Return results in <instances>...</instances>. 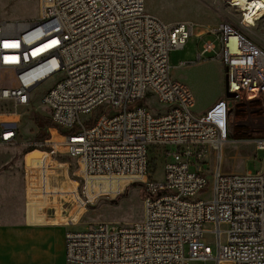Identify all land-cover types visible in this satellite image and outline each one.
<instances>
[{
	"label": "built area",
	"instance_id": "1",
	"mask_svg": "<svg viewBox=\"0 0 264 264\" xmlns=\"http://www.w3.org/2000/svg\"><path fill=\"white\" fill-rule=\"evenodd\" d=\"M38 1L37 21L0 20V102L28 108L32 92L57 79L42 103L64 141L31 143L44 157L25 169L27 224L51 222L48 159L66 149L75 160L73 198L85 208L99 197L121 196L124 184L144 190L142 220L69 230L66 264H264V162L256 173L222 171L226 145L237 142L235 103L264 97V45L227 21L208 29L221 43L226 93L236 97L225 93L197 115L192 92L173 79L170 65L171 52L185 48L194 24L166 23L147 12L145 0ZM215 51L209 39L199 57ZM148 93L162 109L148 104ZM15 117L0 114V146L19 145L20 120H8ZM252 143L264 151V136ZM211 154L217 165L207 172ZM153 161L164 166L162 181ZM208 191L210 200L198 198Z\"/></svg>",
	"mask_w": 264,
	"mask_h": 264
},
{
	"label": "rangeland",
	"instance_id": "2",
	"mask_svg": "<svg viewBox=\"0 0 264 264\" xmlns=\"http://www.w3.org/2000/svg\"><path fill=\"white\" fill-rule=\"evenodd\" d=\"M232 0H145L148 13L158 15L166 22L201 23L217 27L222 22L231 23L236 29L247 33L260 45H264V14L257 18L255 27H243L242 12L244 7L232 4ZM41 9L38 0H3L0 20L11 23H32L39 19ZM212 39L217 44V50L207 55L203 60L206 62L199 68L174 67V58L192 63L196 59L205 41ZM221 43L216 37L204 38L191 37L186 50H177L172 55L170 62L172 77L174 80L189 87L194 96L193 111L200 115L204 113L215 100L220 92L226 93L225 68L217 59ZM57 81L50 78L32 92V104L28 108L15 110L11 102H0V114H18V117L8 120H20L19 145L0 146V222L11 223L25 218V169L29 165L28 154L34 152L31 143L46 139L64 141V132L55 130L47 109L42 103L45 93ZM148 104L155 109H162L156 96L148 93ZM6 119V118H4ZM51 129V130H50ZM40 134V135H39ZM264 136V97L254 96L248 98L243 96L236 102L232 113V137L237 142H230L223 152L222 171L232 174L256 173L262 168L264 162V151L256 150L252 143L255 138ZM38 138V139H37ZM41 151V150H35ZM60 154L48 159L53 172L54 185H58L56 193L48 192L51 199H56L54 207L47 203L45 212L60 221H70L67 226L75 227L77 230H86L90 225L107 224L110 227L129 226L142 220L144 212V190L140 184H124V192L119 197L102 196L85 208L80 200L76 202L74 195L77 194L78 183L74 176L75 160L61 149ZM162 154V150L158 151ZM44 155L42 156V158ZM40 159L33 158L32 160ZM162 159V158H161ZM217 158L211 154L204 164L207 172L214 171ZM152 170L157 181L164 178V166L158 161H153ZM157 172V173H156ZM50 178V177H49ZM209 175V180L212 181ZM99 183H96L98 185ZM109 184H103L106 191ZM77 188V189H76ZM58 196L60 198H58ZM48 197V199H49ZM198 198L210 200L211 192L200 194ZM53 209V210H52ZM51 221V220H50ZM75 225V226H74ZM215 249V241L210 238L204 239Z\"/></svg>",
	"mask_w": 264,
	"mask_h": 264
},
{
	"label": "crops",
	"instance_id": "3",
	"mask_svg": "<svg viewBox=\"0 0 264 264\" xmlns=\"http://www.w3.org/2000/svg\"><path fill=\"white\" fill-rule=\"evenodd\" d=\"M151 14L161 19L158 15L153 13ZM186 22L194 24V34L192 37H196L199 39L207 37L208 35H206V32L208 31L209 28H213L211 27V25L206 23L205 24L201 23L200 25H198L199 27H196L197 26L196 23L190 21H186ZM166 23H176V22H166ZM187 46L188 43L183 50H186ZM202 46L201 48L199 47L196 50L201 51ZM216 50H217V44H216ZM199 53L195 60L194 59L191 60L192 63L186 64L185 61H181L180 59L174 58L175 61L174 67L175 68H179L183 66L189 67V65H192L191 67L192 69H194L203 66V64L206 63L203 62V60L207 57V55H204L200 58ZM174 54L175 51L171 52L170 62L172 60V55ZM218 61L220 60L218 59ZM171 75H172V71H171ZM224 96H225L224 92L222 93L221 91L218 97L215 100H213L209 105H211L213 102L215 103L217 100H219ZM53 178H54L53 172L51 171V173L49 172L48 175V187H49L48 189L50 193H52V191L53 193H56L55 190L58 189L57 188L58 185L57 186L54 185ZM50 197L47 200V203L50 204L51 207H54L56 203L55 202L56 199L55 198L51 199ZM58 198L60 197L58 196ZM48 217L51 220V222L39 226H31L27 224L26 217L23 220L11 222V223L0 222V264H66V249H65L66 233L69 230H77V228L75 227L68 228L67 226L70 224V221H65V220L60 221L56 217H52V218H50V216Z\"/></svg>",
	"mask_w": 264,
	"mask_h": 264
},
{
	"label": "bare ground",
	"instance_id": "4",
	"mask_svg": "<svg viewBox=\"0 0 264 264\" xmlns=\"http://www.w3.org/2000/svg\"><path fill=\"white\" fill-rule=\"evenodd\" d=\"M231 2L232 4L244 7L241 17L243 24L248 28L255 27L257 18L264 14V0H232ZM27 156L30 165L31 159L42 158L43 154L41 151H34Z\"/></svg>",
	"mask_w": 264,
	"mask_h": 264
},
{
	"label": "water",
	"instance_id": "5",
	"mask_svg": "<svg viewBox=\"0 0 264 264\" xmlns=\"http://www.w3.org/2000/svg\"><path fill=\"white\" fill-rule=\"evenodd\" d=\"M226 97L227 98H234V97H236V94L226 93ZM27 163H29V162H27Z\"/></svg>",
	"mask_w": 264,
	"mask_h": 264
},
{
	"label": "trees",
	"instance_id": "6",
	"mask_svg": "<svg viewBox=\"0 0 264 264\" xmlns=\"http://www.w3.org/2000/svg\"><path fill=\"white\" fill-rule=\"evenodd\" d=\"M50 120V119H49ZM40 135V134H39ZM38 139V138H37Z\"/></svg>",
	"mask_w": 264,
	"mask_h": 264
}]
</instances>
